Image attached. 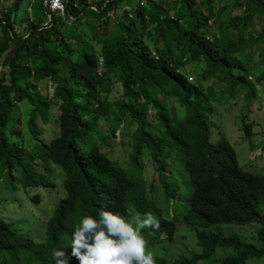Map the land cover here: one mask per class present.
<instances>
[{"label": "trees", "instance_id": "trees-1", "mask_svg": "<svg viewBox=\"0 0 264 264\" xmlns=\"http://www.w3.org/2000/svg\"><path fill=\"white\" fill-rule=\"evenodd\" d=\"M62 2L64 13L50 0H0V264H53V249L77 264L67 256L72 229L101 206L150 212L159 228L142 235L172 238L177 220L155 197L170 204L184 187L187 205L177 202L202 250L173 264L209 261L218 248L233 253L217 264L264 260V174L243 168L224 136L211 139L215 104L227 95L249 148L264 150L248 121L264 90V0ZM24 103L28 119L17 112ZM120 129L132 135L121 147L133 144L135 163L144 153L156 163L162 194L105 151ZM192 138L175 182L165 174L168 153L158 152L169 139ZM43 187L57 199L49 211L37 209ZM36 214L46 219L40 231ZM255 222L252 242L210 229ZM160 258L154 264H168Z\"/></svg>", "mask_w": 264, "mask_h": 264}, {"label": "clouds", "instance_id": "clouds-1", "mask_svg": "<svg viewBox=\"0 0 264 264\" xmlns=\"http://www.w3.org/2000/svg\"><path fill=\"white\" fill-rule=\"evenodd\" d=\"M228 100L229 102H231L234 99L228 96ZM236 122L238 123L240 130L243 133V138L240 139L239 136L236 137L241 141H247L249 145L250 144L249 140L245 137V134L241 129L239 120H236ZM212 123L213 122L211 121V130H212ZM102 128L103 127L101 126V129ZM219 130L222 131L221 127L218 124H216V132H215L216 140L218 139V137L220 138L222 135L219 134L218 132ZM128 136H130L128 139L132 138V135H128ZM128 136H126V138ZM211 139H212V135H211ZM98 141L101 143L100 139ZM194 143H196V138L181 139V140L169 139V142L166 143L162 147V149L158 152L161 156L163 155L164 152L168 153L166 159L170 161L171 169L166 170L165 174L170 175L172 180H174L175 182L177 181L178 178H181L182 175L181 171L183 166L180 164V158L184 155L182 151L183 149L190 147ZM132 148H133V144L129 148V152H128L129 160L127 159L128 160L127 164H126L127 160L120 164L131 175H136V174L144 175L143 179L146 180L148 186L152 185L154 189V190L147 189V192H151L153 194H162V192H164L165 189L159 186L158 173L155 169L156 163L155 162L153 163L151 161L147 153L140 155V157L138 158L139 163H135L134 162L135 158L133 159L130 156V152L132 151ZM103 150H105L104 146H103ZM105 151L108 153L110 157H112V159L116 158L109 151L107 150ZM198 154L199 156L201 155L200 152H198ZM198 154L193 152L192 156L197 157ZM212 156H208V158L203 160V162L208 164L209 159ZM196 161L201 162L199 160ZM250 165H251V159L247 164V166L249 167ZM147 169L152 170L151 178L146 176ZM263 169L264 168H257V166L255 167V164H253V167L250 168V170L258 174H261L259 172H262ZM41 191L45 193L46 196L55 193L54 191L52 192L48 188H44V187L43 190ZM181 192H182L181 199H179L178 196H176V198L171 199L170 202L180 200V202L184 206H186L187 205V201L185 198L186 193L184 195L183 189ZM46 196L41 197L40 201L37 203V205L40 206V208L39 206L37 207L38 210L41 209L45 211L44 207L42 206V202L44 198H46ZM155 198L156 201L161 200V202L157 204L159 207H162L161 203H165V201L162 198H157V197ZM56 201L57 199L53 201V203L50 206V209L54 207ZM165 204L167 206L162 208L165 211L169 212L170 215V217H168L169 219L175 217L177 221L182 220V217L176 214V212L173 209H171L170 207L171 204H167V203ZM225 226L226 225H223L219 229L224 228ZM149 228L153 230L159 228L158 219L150 212H145L144 214H142L135 211L133 213L131 212L130 214L123 215L120 211L115 212V209L112 208H107L106 210L103 206H101L96 211L94 216L81 215L78 218V221L74 225L71 232V239L69 242L70 251L68 252L67 256L71 258L74 257L76 260L75 263L77 262V264H154L153 258H156V256L165 258L168 264H173L174 261L178 259V257H173L169 259L168 256L166 255L164 248H162V250H160L158 253L155 252V249L158 245H163V242L165 240L172 241L174 236L172 238H169L167 234L166 235L162 234L161 236H159L158 240L154 241L155 243H149L152 242L151 240L148 239L149 237L147 236L146 238L142 235V233H144V235H147L146 232ZM219 232L222 235H226L224 231H219ZM52 261L53 264H69V259L66 257L65 252L59 249H53Z\"/></svg>", "mask_w": 264, "mask_h": 264}, {"label": "rangeland", "instance_id": "rangeland-1", "mask_svg": "<svg viewBox=\"0 0 264 264\" xmlns=\"http://www.w3.org/2000/svg\"><path fill=\"white\" fill-rule=\"evenodd\" d=\"M28 1L29 0H27V2ZM26 15L27 14L25 10H21L19 12L18 20H20L22 17H25ZM190 71H189V74L191 73ZM50 90L52 91L53 89H50ZM113 90L115 91L117 90V88L115 87ZM262 92H263L262 99L256 102L255 108L252 110V113L248 116V121H250L253 124V134H254L253 136H254V140L256 143L259 142V140H261L264 137V90ZM228 104H229V100H228L227 95L224 97L223 103L215 104L216 110H215V113L212 115V122H213L212 123V140L213 141L216 140L215 132H216V124H218L222 129L221 136H225L234 146V148L236 149L237 155H238L239 163L243 168H245L249 172H253L247 166L250 159H251V163L253 162V164H255V167L257 166V168H263L264 167V150L260 146H258L255 149L253 148L250 149L247 141L240 140L241 138H243V133L241 132L240 127L238 123L236 122V120L237 118L239 120V118L241 117V113L239 112L236 113V112L231 111L230 107H228ZM242 104H243V101L241 100L237 102L238 107L242 106ZM11 109L13 110L16 108L12 107ZM17 112L20 113L21 117H23L25 113L24 119H28L27 113L29 112V104L24 103V104L18 105ZM23 126L26 128L25 123L23 124ZM102 127H105V126H102ZM127 131L130 132V129H128ZM122 133H123V130L121 129L118 130L116 134L117 137L114 138L116 139L117 142L110 141L108 142V144L113 146V149L110 151V153L114 157L120 158L123 160V162H125L128 159L129 153L125 152L122 149L121 143H122V140L126 138L127 133L126 132H124V134ZM234 133H235V136H234ZM236 136H239L240 139H238ZM129 137L130 136H128L127 138ZM128 148H130V146ZM128 160L126 161V164ZM259 173L264 174V170ZM146 176L149 178L152 177L151 169H147ZM35 189L37 191L40 190L39 188H35ZM24 191H25L24 189H21L20 194L24 195L25 193ZM29 191L32 193L31 189H29ZM29 191H26V193H30ZM183 193L184 195L186 193L185 187L183 188ZM55 200H56L55 193L49 194L48 196H46V198H44L42 202V206L44 207L45 211H49L51 204ZM170 204H171L170 205L171 209H173L176 212V214L181 216L182 220L177 221L176 223L177 228H176V232L174 234L173 240L172 241L165 240L163 242V245H158L156 247L155 252L158 253L160 250H162V248H164L166 255L168 256L169 259L173 257H179V256H190L193 253L201 252L202 247L199 245L197 241V238L195 235V227L186 223L183 220V214L185 212V208L181 206L177 201H172L170 202ZM161 206L165 207L167 205L165 203H161ZM35 212H38V211H35ZM44 215H45L44 217L49 216L48 214H44ZM34 216L36 218V223H34V229L36 231H40L41 226L46 222V219L41 218V214H38V215L36 214ZM219 228L220 226L210 227V229L224 231L226 235L237 233L241 235L242 237H244L246 240L252 242L254 241V236L257 233L258 224L255 222V223L243 225L241 227L236 226V225L229 227L228 225H226L224 228H221V229ZM41 237H43V235H41ZM230 253H233V250H231V248H227V249L218 248L212 259H210L209 261H201L198 264H217L222 257ZM263 261L264 260L253 258V259H249L246 264H264Z\"/></svg>", "mask_w": 264, "mask_h": 264}, {"label": "built area", "instance_id": "built-area-1", "mask_svg": "<svg viewBox=\"0 0 264 264\" xmlns=\"http://www.w3.org/2000/svg\"><path fill=\"white\" fill-rule=\"evenodd\" d=\"M50 9L56 12L64 13L65 6L62 0H50Z\"/></svg>", "mask_w": 264, "mask_h": 264}]
</instances>
